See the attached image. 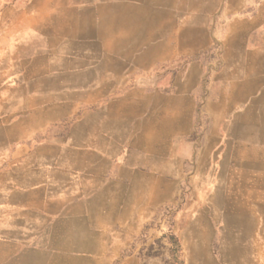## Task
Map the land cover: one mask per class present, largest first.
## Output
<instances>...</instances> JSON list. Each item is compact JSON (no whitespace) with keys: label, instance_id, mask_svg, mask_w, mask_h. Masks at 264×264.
I'll return each mask as SVG.
<instances>
[{"label":"crops","instance_id":"obj_1","mask_svg":"<svg viewBox=\"0 0 264 264\" xmlns=\"http://www.w3.org/2000/svg\"><path fill=\"white\" fill-rule=\"evenodd\" d=\"M173 1L0 0V264H141L125 251L177 201L181 157L193 153L177 133L179 113L193 129L192 104L177 101L192 92L161 89L179 49L177 13L162 4ZM260 45L244 55L249 116L219 100L233 171L223 177L244 163L264 177ZM157 112L169 123H147ZM147 127L166 132L147 139Z\"/></svg>","mask_w":264,"mask_h":264},{"label":"rangeland","instance_id":"obj_2","mask_svg":"<svg viewBox=\"0 0 264 264\" xmlns=\"http://www.w3.org/2000/svg\"><path fill=\"white\" fill-rule=\"evenodd\" d=\"M106 1L97 0L101 5ZM162 4L177 13L179 49L172 61L173 80L162 83L161 89L165 93L176 89L179 95L192 92L193 97H179L177 101L179 109L185 105L189 109L192 104L193 129H185L191 115L179 113L178 125L183 129L177 133L179 150L185 149L182 143L188 140L193 153L181 157L177 201L149 218L125 254H135L141 264H264V177L245 163L236 169V177L219 175L220 170L233 171L227 166L229 155L219 152L227 133L218 128L219 100L231 110L235 106L246 110L249 116L255 95L241 103L240 97L250 91L249 82L243 80L244 69L249 70L244 55L251 42L258 47L264 43V14L255 17L264 13V0H177ZM190 33L192 45L184 37ZM169 103V98L156 99L155 105L168 107ZM151 115H146L147 123H169L168 113L157 112L154 120L149 119ZM164 132L159 127H147L146 137ZM197 215L205 220H198ZM193 217L197 224L191 223ZM198 233L202 241L195 239ZM122 260L119 257L114 264Z\"/></svg>","mask_w":264,"mask_h":264}]
</instances>
